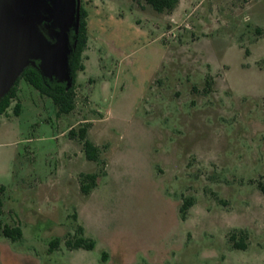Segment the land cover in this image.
Instances as JSON below:
<instances>
[{
  "label": "rangeland",
  "instance_id": "obj_1",
  "mask_svg": "<svg viewBox=\"0 0 264 264\" xmlns=\"http://www.w3.org/2000/svg\"><path fill=\"white\" fill-rule=\"evenodd\" d=\"M6 1L23 19L58 5ZM81 7L74 110L20 81L0 118V225L22 231L0 264H264V0H68L75 28ZM86 125L96 162L69 136ZM80 236L94 248L66 247Z\"/></svg>",
  "mask_w": 264,
  "mask_h": 264
},
{
  "label": "trees",
  "instance_id": "obj_2",
  "mask_svg": "<svg viewBox=\"0 0 264 264\" xmlns=\"http://www.w3.org/2000/svg\"><path fill=\"white\" fill-rule=\"evenodd\" d=\"M136 2L138 0H132ZM143 2L149 6L154 12L172 13L178 6V0H143ZM88 12L81 7L78 12L77 28L72 36L71 40V52L68 56V67L71 77L70 85L67 82H58L56 79H49L40 71L32 66L28 65L14 82L9 91L0 98V118L6 114L7 110L14 105V114L18 116L21 112V105L18 102V85L20 81H24L34 90H36L41 96L50 99L56 108L57 115H68L75 108V82L79 72L84 71L83 53L87 47L88 41ZM35 64L38 65L39 61L35 60ZM209 82L206 81V85L209 86ZM88 126H83L76 131L73 129L69 131L71 138H78L83 147V152L87 160L96 162L99 158L98 148L87 138ZM88 184L81 183V190L87 194L91 186L95 187L96 175H85ZM261 192L264 194V185L260 186ZM1 206V203H0ZM192 206V200H186L180 208L182 218L185 217L186 211ZM5 237L12 241H18L22 237V231L17 228H6L3 230ZM230 242H232L233 248L236 250H246L244 244V238L241 236L236 237L235 234L230 236ZM59 245V240L54 239L49 243V251L53 252ZM66 247L70 250L73 249H85L92 250L94 248V241L87 239L83 236L75 238L74 241H66Z\"/></svg>",
  "mask_w": 264,
  "mask_h": 264
},
{
  "label": "water",
  "instance_id": "obj_3",
  "mask_svg": "<svg viewBox=\"0 0 264 264\" xmlns=\"http://www.w3.org/2000/svg\"><path fill=\"white\" fill-rule=\"evenodd\" d=\"M70 52L63 41L59 45L50 44L36 30L34 21L24 20L6 0H0V98L28 65L36 67L47 78L65 81L69 86ZM35 60L39 61L38 65Z\"/></svg>",
  "mask_w": 264,
  "mask_h": 264
},
{
  "label": "flooded vegetation",
  "instance_id": "obj_4",
  "mask_svg": "<svg viewBox=\"0 0 264 264\" xmlns=\"http://www.w3.org/2000/svg\"><path fill=\"white\" fill-rule=\"evenodd\" d=\"M68 0H56L57 7L51 12L45 9V13H35L34 16L24 19L26 21H34V26L50 44L59 45L60 42L66 43L68 49H71L72 36L75 33L74 24L67 19V15H61ZM20 16V15H19ZM21 17V16H20ZM23 18V17H21ZM65 45V44H64ZM1 215V211H0ZM9 228L0 225V235L5 237L3 230ZM17 228V227H15ZM7 238V237H5Z\"/></svg>",
  "mask_w": 264,
  "mask_h": 264
}]
</instances>
